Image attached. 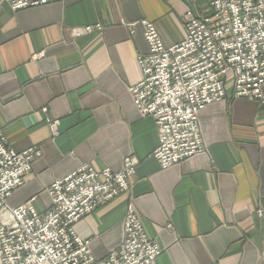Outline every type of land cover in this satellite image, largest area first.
Instances as JSON below:
<instances>
[{"label": "crops", "instance_id": "1", "mask_svg": "<svg viewBox=\"0 0 264 264\" xmlns=\"http://www.w3.org/2000/svg\"><path fill=\"white\" fill-rule=\"evenodd\" d=\"M187 11L207 14V1L54 0L12 10L0 0V132L16 151L40 149L8 206L31 198L43 213L54 180L83 164L117 170L132 155L128 190L73 225L95 258L121 243L131 204L161 248L156 264H264V103L228 90L198 112L203 151L161 169L154 120L128 90L147 52L140 20L168 47L184 39Z\"/></svg>", "mask_w": 264, "mask_h": 264}, {"label": "built area", "instance_id": "2", "mask_svg": "<svg viewBox=\"0 0 264 264\" xmlns=\"http://www.w3.org/2000/svg\"><path fill=\"white\" fill-rule=\"evenodd\" d=\"M3 1L20 10L54 0ZM206 1L207 14L187 11L184 39L168 47L153 23L140 20L147 52L137 56L141 79L128 90L140 116L154 120L158 141L152 155L161 169L203 151L198 112L223 100L228 90L234 97L264 103V0ZM100 28L86 25L73 34ZM39 155L37 146L10 148L0 132V264H156L161 248L147 236L131 204L121 243L100 259L73 229L83 216L128 190L137 165L132 155L124 156L117 170L96 171L83 164L54 180L51 205L43 213L35 210L31 198L8 206V197L23 184Z\"/></svg>", "mask_w": 264, "mask_h": 264}, {"label": "rangeland", "instance_id": "3", "mask_svg": "<svg viewBox=\"0 0 264 264\" xmlns=\"http://www.w3.org/2000/svg\"><path fill=\"white\" fill-rule=\"evenodd\" d=\"M39 156H40V155H39ZM39 156H38V157H39ZM38 157H37V158H38Z\"/></svg>", "mask_w": 264, "mask_h": 264}]
</instances>
